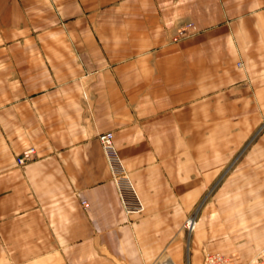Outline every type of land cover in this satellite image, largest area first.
Masks as SVG:
<instances>
[{
	"label": "crops",
	"instance_id": "0c3cea01",
	"mask_svg": "<svg viewBox=\"0 0 264 264\" xmlns=\"http://www.w3.org/2000/svg\"><path fill=\"white\" fill-rule=\"evenodd\" d=\"M262 126L264 0H0V264H254Z\"/></svg>",
	"mask_w": 264,
	"mask_h": 264
},
{
	"label": "built area",
	"instance_id": "2783aa9c",
	"mask_svg": "<svg viewBox=\"0 0 264 264\" xmlns=\"http://www.w3.org/2000/svg\"><path fill=\"white\" fill-rule=\"evenodd\" d=\"M180 39L188 38L196 34L193 24L187 23L178 30ZM113 133L105 132L98 135V141L102 148L105 161L111 173L112 182L115 185L121 206L128 215H139L143 210L142 202L134 188L128 172L124 168L122 159L113 143ZM34 158V150L28 149L17 157V166H24ZM195 216L188 217L184 228L193 231L195 227ZM203 264H237L236 259L222 253H206L203 257ZM254 264H264V248L259 253Z\"/></svg>",
	"mask_w": 264,
	"mask_h": 264
},
{
	"label": "rangeland",
	"instance_id": "374dc122",
	"mask_svg": "<svg viewBox=\"0 0 264 264\" xmlns=\"http://www.w3.org/2000/svg\"><path fill=\"white\" fill-rule=\"evenodd\" d=\"M261 129H264V126H262ZM209 195H210L209 192L206 193V195L204 196L202 202H204V201L208 198ZM195 215H196V214H193V213H192V214H190L189 216H187L186 219H187L188 217L195 216ZM195 218H196V216H195ZM186 219H185V221H186ZM185 221H184V223H183V227H182V228H183V231H184L185 234H186V237H187V240H188V243H189V236L193 233V231H190V230H187L186 228H184Z\"/></svg>",
	"mask_w": 264,
	"mask_h": 264
}]
</instances>
